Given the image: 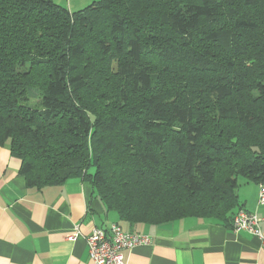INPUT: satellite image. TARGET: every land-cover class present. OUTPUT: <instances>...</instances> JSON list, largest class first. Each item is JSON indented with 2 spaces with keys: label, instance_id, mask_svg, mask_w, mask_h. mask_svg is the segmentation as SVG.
I'll use <instances>...</instances> for the list:
<instances>
[{
  "label": "trees",
  "instance_id": "trees-1",
  "mask_svg": "<svg viewBox=\"0 0 264 264\" xmlns=\"http://www.w3.org/2000/svg\"><path fill=\"white\" fill-rule=\"evenodd\" d=\"M0 144L121 226L231 225L264 183V0H0Z\"/></svg>",
  "mask_w": 264,
  "mask_h": 264
},
{
  "label": "crops",
  "instance_id": "crops-1",
  "mask_svg": "<svg viewBox=\"0 0 264 264\" xmlns=\"http://www.w3.org/2000/svg\"><path fill=\"white\" fill-rule=\"evenodd\" d=\"M93 0H55L70 11ZM21 161L0 144V264H90L85 235L107 228L116 216L107 211L91 184L81 177L61 184L27 185ZM241 208L255 212L264 234V203L258 205L261 183L239 179ZM146 234L149 243L123 251L126 264H264L260 240L219 219L184 217L159 225H122ZM76 227L78 235H67Z\"/></svg>",
  "mask_w": 264,
  "mask_h": 264
},
{
  "label": "built area",
  "instance_id": "built-area-1",
  "mask_svg": "<svg viewBox=\"0 0 264 264\" xmlns=\"http://www.w3.org/2000/svg\"><path fill=\"white\" fill-rule=\"evenodd\" d=\"M258 205L264 203V183H261L258 192ZM259 217L255 212L240 208L234 214L231 225L234 231L244 230L256 236L264 246V234L259 225ZM76 227L67 235V239H76ZM150 237L146 234L123 229L117 222H111L107 228L94 226L86 235L90 264H126L123 251L136 245L149 243Z\"/></svg>",
  "mask_w": 264,
  "mask_h": 264
},
{
  "label": "rangeland",
  "instance_id": "rangeland-1",
  "mask_svg": "<svg viewBox=\"0 0 264 264\" xmlns=\"http://www.w3.org/2000/svg\"><path fill=\"white\" fill-rule=\"evenodd\" d=\"M30 105L36 106L37 105V99L36 98H31V102H29Z\"/></svg>",
  "mask_w": 264,
  "mask_h": 264
}]
</instances>
